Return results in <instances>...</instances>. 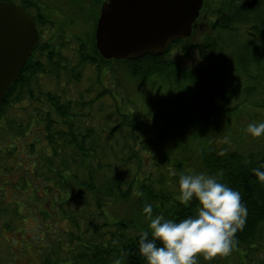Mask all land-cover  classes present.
Masks as SVG:
<instances>
[{
	"label": "trees",
	"instance_id": "obj_1",
	"mask_svg": "<svg viewBox=\"0 0 264 264\" xmlns=\"http://www.w3.org/2000/svg\"><path fill=\"white\" fill-rule=\"evenodd\" d=\"M22 2L25 11H38L34 20L40 42L1 103L0 180L5 182L0 187V219L4 229L21 232L27 217L35 216L33 234L37 235L31 242L22 241L20 248L17 238L8 246L19 255L37 254L38 264H114L117 259L121 264H146L138 250L139 236L148 230L149 222H143L145 203L152 205L153 215L183 219L195 213L198 202L193 199L186 205L178 199L180 174L189 173V168L209 174L221 170L214 158L195 153L191 141L200 135L192 136L197 128L192 122L205 112L212 115L213 110L232 115L246 103L264 109V0H225L222 11L203 22V11L209 7L205 0L192 34L169 46L183 54L198 50L200 63L185 69L167 60L161 70L156 68L161 58L174 53L130 60L106 59L100 54L95 29L102 0H96L94 27L78 36L74 65L61 52L65 43L55 46L52 39H45V31L55 29L51 13L44 12L38 0ZM75 14L67 16L74 26L80 19L75 23ZM45 26L51 27L44 30ZM199 29L202 41L194 42ZM146 60L150 65L136 66L137 73L125 69L129 78L140 82L146 99L142 108L129 91L124 94L114 85L109 87L107 78L119 75L116 64L128 68L129 63ZM83 67L96 72L95 84L92 78H82ZM82 82L86 83L83 88ZM201 82L208 89L207 101L195 103L188 86ZM119 84L124 86L122 81ZM154 87L155 95L150 92ZM149 106L156 113L144 121L141 111ZM208 132L212 138L217 135L215 128ZM167 136L178 137V159L161 152L159 139L171 138ZM232 153L237 154L225 155L231 164L218 179L239 191L248 209L232 248V257L244 262L247 252L264 248V182L252 171L264 168V145L250 153L239 149ZM11 173L14 178L7 179ZM9 187L13 191L8 192ZM25 189L28 197L21 200L17 195L25 196ZM11 192L10 201H5ZM117 197L133 202L136 211L113 222L106 208ZM29 248L32 252L21 254ZM238 248L246 254L238 257ZM208 262L218 264L213 259Z\"/></svg>",
	"mask_w": 264,
	"mask_h": 264
},
{
	"label": "rangeland",
	"instance_id": "obj_2",
	"mask_svg": "<svg viewBox=\"0 0 264 264\" xmlns=\"http://www.w3.org/2000/svg\"><path fill=\"white\" fill-rule=\"evenodd\" d=\"M39 5L42 7V10L46 13H51V19L55 18V29L45 31V39L47 41H50L52 39L55 46H58V43H65V47H59L61 49L62 54L65 57H69L71 59L70 64L74 65L76 64V48H78V36H80L81 32L88 31L89 29H92L94 26L93 24V13L94 10L97 9L96 7V0H38ZM103 2V0H102ZM209 7L207 9H204L203 13V22H207V20L213 16L218 15L222 8L224 7L225 0H207ZM101 5V4H100ZM77 6H80L81 9H78ZM102 6V5H101ZM66 11L65 14H63L60 10ZM101 9V7H100ZM71 12H76L74 17L72 19H75V23L79 22L74 26V24L66 23L67 22V16L71 15ZM208 16V17H206ZM79 17V18H78ZM71 19V18H70ZM66 23V24H64ZM51 26H45L44 30H47ZM62 27V28H60ZM53 28V27H52ZM198 38L196 37L193 39L194 42L202 41L200 32L202 31L199 29ZM55 36V37H54ZM84 36V35H83ZM82 36V37H83ZM86 38V37H85ZM171 53H174V56L171 54L166 55L161 58L156 68L161 70L164 65L166 64L165 61L167 60H175L177 61L182 68L189 69L194 67L196 64L200 63L201 61V53L198 50H193L190 54H183L181 50L173 49ZM175 58V59H174ZM142 64L149 66L150 63L146 61H140L135 64H128L127 65H118L116 64L115 67L118 68L116 71H118L117 75H110L107 78L109 87H117L121 90V93H127L126 91H129L131 97H133L138 103L143 104L142 108L144 106V96L143 91L139 87L140 82L138 79H132L129 78L126 75L125 69L131 70L133 72H138L134 69H136V66ZM122 68V69H121ZM109 70H105V74H108ZM168 72V71H167ZM166 73V72H165ZM81 75L84 80L90 79L91 84H95L96 79V72H94L91 67H83L81 68ZM119 76V78H118ZM124 76H127L128 78L125 79ZM122 78V79H121ZM119 81L123 82L122 85L119 84ZM86 83L82 82L81 87L83 88ZM88 83L89 86L91 85ZM135 84V85H134ZM188 88L192 92V99L195 101V103H205L207 101L208 96V89L206 91V87L204 83H195L190 84ZM94 89V88H93ZM150 92L155 95L157 93V87H154L150 89ZM196 99V100H195ZM203 100V102H202ZM215 103H219L222 105L223 102L221 101H214ZM152 106H149V108L143 109L141 111V117L142 119H152L156 113L154 109H151ZM197 114L196 112H194ZM212 115H208L205 112V115L201 114L198 116L200 119H197L192 122V127L196 126L197 128L194 129L192 136L194 135H200L199 138H196L195 140H192L191 143L194 146V149H196L195 153L200 154L203 158L206 159H213L215 162H217V165L219 167V174L221 176L225 175V166L227 164H231V161L228 159L226 154H231L232 157L235 156L237 153H232L233 150L239 149L245 153H250L251 151L255 150L257 146L264 145V136L261 137H252L250 134H248L245 129L248 123L251 122H264V109L263 108H256L251 103H246V105L242 106V110L235 111L232 113V115H229V112H223L218 110H213ZM196 123H199L197 126ZM217 130V135L213 134V138L211 135H208V130L211 131L212 129ZM206 132H202L201 130H204ZM200 130V134L197 132ZM227 133V134H224ZM175 135V134H174ZM181 134L175 135L180 136ZM187 135H183L185 138ZM171 137V138H170ZM232 137V138H231ZM167 138L170 139H159L161 147V152L165 155L169 153L168 156L171 160L172 158L178 159V155L180 154L179 148H177V141L178 137L174 136H167ZM185 140V139H184ZM190 140V139H189ZM167 151V152H166ZM160 152V153H161ZM242 153V152H241ZM198 156V155H197ZM155 160L158 161V157L155 155L153 157ZM188 172H193L192 168L188 169ZM14 178L13 173L11 175H8L6 177ZM4 180H0V187L3 189ZM12 187V186H11ZM9 187L8 192L13 191L15 189H11ZM15 191V190H14ZM164 191L171 192L172 190L170 188H166ZM27 190L25 189L23 191L25 196L17 195L19 199L23 200L25 197H28ZM5 193V192H4ZM10 194V193H9ZM5 195L6 199L5 201H10L11 196H13V192H11V195ZM164 194V192H163ZM9 196V198H8ZM167 196V195H166ZM114 199V198H112ZM107 216L108 218L113 221L117 222L123 217H126L130 213H135L136 207L133 202H127L121 198H115L112 200L111 203L106 208ZM36 212V210H34ZM29 214H32L31 211L28 212ZM35 216L30 215L27 217V219L24 221L22 227L25 228L24 231H17V232H11L10 230L4 229L2 226L4 224L3 219H0V264H38L39 259L37 254L31 255V254H25L28 252H32L29 249H27L25 252H22L21 254L25 255H19L14 252H16V249L10 250L9 243L12 239L17 238L18 241V247L20 248L22 241H29L31 242L33 239H35V235L33 234L34 231L37 229V223L34 219ZM146 217V216H145ZM10 218V217H9ZM145 223H148L147 217L144 218ZM18 228V227H17ZM4 229V230H2ZM1 231H3L1 233ZM5 244V245H3ZM7 244V245H6ZM240 251H238L237 256L239 257L240 254H246V250L243 248H238ZM264 250V248L261 249L260 252L253 251L252 253L247 252L248 257H244V262H242V259H239L237 257H232L234 249L231 250L229 253V262H227L228 255H216L211 258H205L203 255L199 257L200 262L198 264H207L209 260H215L218 264H231V261H235L236 264H264V253H261ZM36 256V257H35ZM252 259V260H251ZM249 260V261H248ZM247 261V262H246ZM210 263V262H208Z\"/></svg>",
	"mask_w": 264,
	"mask_h": 264
},
{
	"label": "water",
	"instance_id": "obj_3",
	"mask_svg": "<svg viewBox=\"0 0 264 264\" xmlns=\"http://www.w3.org/2000/svg\"><path fill=\"white\" fill-rule=\"evenodd\" d=\"M204 0H105L95 30L106 59L163 54L192 34ZM40 41L35 21L14 2L0 0V108Z\"/></svg>",
	"mask_w": 264,
	"mask_h": 264
},
{
	"label": "clouds",
	"instance_id": "obj_4",
	"mask_svg": "<svg viewBox=\"0 0 264 264\" xmlns=\"http://www.w3.org/2000/svg\"><path fill=\"white\" fill-rule=\"evenodd\" d=\"M245 131L252 137L264 136V122L248 123ZM252 171L264 182V168ZM219 175L180 174L178 199L186 205L193 199L198 202L195 213L183 219L153 215L152 205L145 203L148 230L140 234L138 250L146 264H197L198 254L207 259L231 252L235 234L246 223L248 209L240 192L221 182ZM114 264H121V260Z\"/></svg>",
	"mask_w": 264,
	"mask_h": 264
},
{
	"label": "flooded vegetation",
	"instance_id": "obj_5",
	"mask_svg": "<svg viewBox=\"0 0 264 264\" xmlns=\"http://www.w3.org/2000/svg\"><path fill=\"white\" fill-rule=\"evenodd\" d=\"M8 1H12V2H14L17 6L22 7V8H23V6H24V3L22 2V0H8ZM103 2H104V0H103ZM26 11H27V13H28L33 19H34V17L37 16V14H38V11H37L36 8H29V9H27ZM70 20H71V19H70ZM70 20H68L67 23H69ZM169 50H170V48H169ZM167 52H170V53H171V50L168 51V49H167L163 54H166ZM163 54H162V55H163Z\"/></svg>",
	"mask_w": 264,
	"mask_h": 264
}]
</instances>
